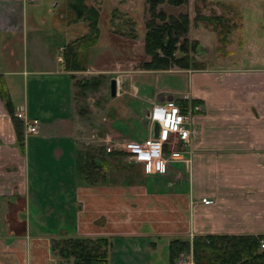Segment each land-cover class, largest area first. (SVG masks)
Here are the masks:
<instances>
[{"label":"crops","instance_id":"crops-1","mask_svg":"<svg viewBox=\"0 0 264 264\" xmlns=\"http://www.w3.org/2000/svg\"><path fill=\"white\" fill-rule=\"evenodd\" d=\"M38 1L0 0V74L15 111L22 108L40 120L39 133L19 143L0 95V264H73L55 245L64 238L106 237L112 242L111 264H156L159 246L169 248L173 239L264 235V25L261 48H255L254 58H241L237 70L213 69L206 61L190 69H143L123 98L116 78L117 94L110 89V96L123 121L114 120L103 135L101 113L95 112L92 123L77 104V71L68 68L65 57L88 23L76 19L64 0L61 10L51 8L58 22L49 29L63 34L65 27L66 41L46 45L38 35L45 22ZM115 19L111 22L118 25ZM31 26L32 53L25 55ZM235 31L237 46L251 49L240 26ZM76 50L82 63L85 50ZM226 59L219 56L220 63ZM162 76L176 83L162 84ZM168 100L188 101L186 112L191 109L196 135L191 146L182 145L191 166L175 162L166 173L146 174L142 163L117 146L113 152L122 154H109L117 137L149 136V110ZM101 147L106 167L91 182L78 171L79 152ZM164 258L162 264H170L169 250Z\"/></svg>","mask_w":264,"mask_h":264},{"label":"rangeland","instance_id":"rangeland-1","mask_svg":"<svg viewBox=\"0 0 264 264\" xmlns=\"http://www.w3.org/2000/svg\"><path fill=\"white\" fill-rule=\"evenodd\" d=\"M57 2L58 5L60 4L58 7H50L51 2L42 4L41 0L38 1L37 10L39 15L43 16L41 18H45L43 24L39 23L41 26H39L38 35L43 39L46 45H48L49 42L66 41L65 27H63V34L56 29H49L50 25L58 22L56 21L58 17L55 16L51 8H60V10L63 8L62 4L64 0H57ZM87 3L89 5H95L104 11L102 23L99 26L100 35L96 44L86 49L83 53L84 57L82 64L84 68L75 71H77L78 79H89L101 74H105V76L103 75L102 84L97 90H90L85 95H77V104L82 108L83 113H86L85 115H87L88 119H91L92 123L95 120V112L101 113L103 117L101 123V127L103 128L102 134L107 135L112 129L111 123L115 122L114 120H117V123L123 121L121 117L115 114L117 102L112 100L110 96V79H119V85L122 91V95L119 98H123L127 93L126 90H130L129 85L131 84L130 81L132 78L142 74L144 69L143 64L152 58L145 51L146 21L150 18V12L148 10L150 3L147 2V0H87ZM52 4H54V2ZM161 7L164 8L168 14L178 15L181 12H187L190 15V31L186 36L191 44H193L195 40L198 41L196 49H192L191 54L197 62L206 61L213 69L226 67L228 69L237 70L241 65V58H250L251 56V58H254L255 48H261L262 27L264 25V0H189L187 5L180 7H172L167 4H163ZM220 9H222L221 14L231 16L232 18L233 16L236 17L233 20L238 22V26L242 29L244 36L247 40L251 41L249 42L251 49L246 46H237L236 35H238V33L235 31L236 27L231 31L229 36L228 34L225 36L226 38H233L234 41L231 45V42H223L219 31L215 30L214 26H212L207 19L205 20L203 18L204 16L220 15L218 14ZM112 16H116L114 21L115 23H119L118 25L112 24ZM59 24L61 25L62 23L59 22ZM30 28V46L28 51L27 47L24 50L23 54L25 55H31L33 48L31 43H33L32 38L35 32L32 26ZM73 28L74 27L71 25V29ZM86 31L88 32L89 30L87 29ZM73 32H75V30H73ZM230 51L233 52L230 53ZM21 55L22 53L18 52V57ZM219 56H227L228 59L223 63L221 62V64ZM29 57L31 58V56ZM89 64H92V66H89ZM107 68L112 70L104 73V70ZM174 68H178V66H174ZM165 80L167 83H176V78L170 76H162L159 82L163 84ZM139 84L140 81L138 85ZM77 92L78 89L76 88V93ZM146 105L147 107L150 106L149 104ZM144 125H146V123H143L142 130L146 133ZM89 131L87 133H89ZM24 135L26 137L25 128ZM147 136L148 135L145 137ZM95 137L94 133L90 131L88 138L94 139ZM127 140L128 139H118L117 137V140L113 139L111 142L116 145ZM154 181L155 180H153V182ZM168 250L169 248L166 244L159 246L155 254L158 257L155 258L156 264H162L160 258L167 257Z\"/></svg>","mask_w":264,"mask_h":264},{"label":"trees","instance_id":"trees-1","mask_svg":"<svg viewBox=\"0 0 264 264\" xmlns=\"http://www.w3.org/2000/svg\"><path fill=\"white\" fill-rule=\"evenodd\" d=\"M147 2L150 3L148 8L150 18L146 21L145 51L152 58L143 64L144 69L166 70L174 66L184 69L196 68L199 63L193 58L191 50L196 49L198 41L195 40L191 44L186 36L190 31V15L187 12H181L178 15L168 14L161 7L163 4L180 7L187 5L189 0H147ZM66 5L69 11L76 15V19L88 23L89 31L71 41L65 51L68 68L80 70L84 66L78 59L76 48L86 50L96 44L100 35L101 11L99 7L89 5L87 0H66ZM203 18L219 31L223 42L230 41L225 36L227 34L229 36L238 26V22L233 20L236 18L234 16L232 18L220 14ZM103 78L101 74L89 79H77L75 81L77 95H85L90 90H97ZM0 95L13 121L17 139L22 144L25 136L23 121L16 116L15 106L2 74H0ZM196 103H199L198 100H194V104ZM177 104L184 112L187 111L188 101H178ZM105 152L106 150L104 151L102 147L97 148L96 151H80L78 160L80 175L93 182L96 172L106 167L105 159L102 157ZM109 154L121 155L122 153L112 151ZM96 156H99L98 159ZM262 240L264 235L228 234L196 236L193 240L173 239L169 244V262L176 264L181 253L190 254L192 251L195 264H264ZM55 245L59 254L71 260L73 264H111L109 256L112 242L109 238H64L56 241Z\"/></svg>","mask_w":264,"mask_h":264},{"label":"built area","instance_id":"built-area-1","mask_svg":"<svg viewBox=\"0 0 264 264\" xmlns=\"http://www.w3.org/2000/svg\"><path fill=\"white\" fill-rule=\"evenodd\" d=\"M16 114L24 123L26 136L39 133L38 118L29 117L22 108L18 109ZM148 119L152 127L155 123L159 125L157 137L152 131L146 138L114 144L113 147L109 146L107 151L111 152L117 146L118 149L128 152L134 160L143 164L146 174L166 173L169 166L175 162L191 166L192 160L184 157L182 149V145L191 146L196 135L191 122V109L188 113L184 112L180 105L172 100L155 103L149 110ZM202 201L205 204L213 203V200L208 198H203ZM261 246L264 248V240L261 241ZM176 264H195L194 257L192 254L181 253Z\"/></svg>","mask_w":264,"mask_h":264},{"label":"water","instance_id":"water-1","mask_svg":"<svg viewBox=\"0 0 264 264\" xmlns=\"http://www.w3.org/2000/svg\"><path fill=\"white\" fill-rule=\"evenodd\" d=\"M110 89H111L112 96H116L117 89H118V84H117V79L116 78H112L111 79ZM153 131H154V135L157 137L158 134H159V125L157 123L154 124Z\"/></svg>","mask_w":264,"mask_h":264}]
</instances>
